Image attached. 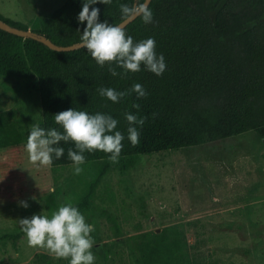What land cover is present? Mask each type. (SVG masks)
Instances as JSON below:
<instances>
[{
  "label": "trees",
  "instance_id": "obj_1",
  "mask_svg": "<svg viewBox=\"0 0 264 264\" xmlns=\"http://www.w3.org/2000/svg\"><path fill=\"white\" fill-rule=\"evenodd\" d=\"M82 3L65 0L33 30L57 44L79 42L86 25L77 20ZM137 3L143 0H112L110 5L97 3L90 8L100 9V21L117 24L122 20L119 5ZM148 7L152 22L145 24L136 16L125 30L135 41L155 40L156 53L163 54L166 62L162 75L141 65L139 72L124 78L112 76L109 65L98 66L82 47L55 50L41 40L0 27V76L35 78L42 111L36 125L42 128L62 131L54 115L68 108L111 115L125 136L119 157L126 159L125 165L142 153L197 145L248 130L257 131L264 142V0H150ZM0 19L27 28L1 14ZM136 83L143 86L146 97L138 98L133 92L114 103L97 91L100 87L127 91ZM125 113L146 118L142 127L136 125L140 132L136 147L127 139ZM21 146L16 121L0 116V147L19 158ZM56 146L65 151L60 159L53 157L51 166L71 164L67 151L75 150L74 145L61 141ZM83 155L85 162L108 159L102 151ZM0 168L8 177L6 196L21 201L23 173L7 162ZM102 174L91 185L89 196ZM87 200L83 196L81 205ZM22 235L20 229L3 237L15 243ZM131 250L135 262L112 264H187L180 233L173 226L134 234ZM104 251L108 256L111 248Z\"/></svg>",
  "mask_w": 264,
  "mask_h": 264
},
{
  "label": "rangeland",
  "instance_id": "obj_2",
  "mask_svg": "<svg viewBox=\"0 0 264 264\" xmlns=\"http://www.w3.org/2000/svg\"><path fill=\"white\" fill-rule=\"evenodd\" d=\"M64 1L0 0V14L33 29ZM2 115L18 124L22 146L19 158L0 147V164L23 173L21 201L29 206L6 196L0 168V264H68L29 247L24 234L15 243L3 237L21 229L19 219L50 215L68 202L95 226L97 264L135 262L133 235L165 226L179 231L187 264H264V142L257 131L142 153L129 165L125 158L87 161L76 175L73 163L44 167L28 159L27 134L42 117L35 78L0 76Z\"/></svg>",
  "mask_w": 264,
  "mask_h": 264
},
{
  "label": "clouds",
  "instance_id": "obj_3",
  "mask_svg": "<svg viewBox=\"0 0 264 264\" xmlns=\"http://www.w3.org/2000/svg\"><path fill=\"white\" fill-rule=\"evenodd\" d=\"M149 2L143 0V3L133 6L120 4L122 19L140 16L145 24L151 23L153 13L148 7ZM97 3L110 5L112 0H83L77 20L86 22V25L79 46L86 49L98 66L109 65L112 76L124 78L128 73L139 72L141 65L157 76L162 75L166 70V62L163 54L156 53L155 40L149 37L135 41L122 24L100 21V9L90 8ZM117 67L122 72L118 73ZM97 91L101 97L114 103L133 92L138 98L148 95L139 83L127 91L105 87ZM133 107L138 108L139 105L134 104ZM125 119L129 125L127 139L131 146L136 147L140 143V132L136 125L142 127L146 118L125 113ZM54 121L62 131L45 129L35 124L29 130L25 151L33 165L48 167L52 165L53 157L60 159L65 150L56 145L61 141L74 145L75 150L69 148L67 155L76 175L83 171L80 165L85 163V152L102 151L108 154L111 163L119 162L125 136L117 130L118 121L111 115L99 112L89 114L68 108L56 113ZM20 204L24 208L29 206L26 201H20ZM19 225L29 247L43 249L54 259L67 260L68 264H94L95 256L91 251L94 239L91 233L95 231V226L86 222L85 216L71 202L59 206L50 215L33 214L30 218H21Z\"/></svg>",
  "mask_w": 264,
  "mask_h": 264
},
{
  "label": "water",
  "instance_id": "obj_4",
  "mask_svg": "<svg viewBox=\"0 0 264 264\" xmlns=\"http://www.w3.org/2000/svg\"><path fill=\"white\" fill-rule=\"evenodd\" d=\"M134 18H129V19H122L120 22H118L117 24H122L124 27L133 20ZM0 27L2 29H5L11 33L23 36V37H32V38H36L38 40H41L42 42H44L46 45H48L50 48L55 49V50H71V49H75L79 46V42L76 43H70V44H57L55 42H53L52 40L46 38L44 35H41L37 32H35L33 29L30 28H21V27H17L14 25L9 24L8 22L0 19Z\"/></svg>",
  "mask_w": 264,
  "mask_h": 264
}]
</instances>
